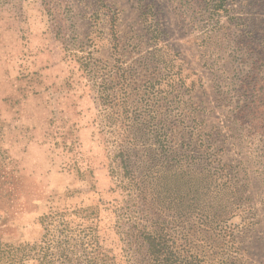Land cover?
I'll return each instance as SVG.
<instances>
[{
    "label": "rangeland",
    "instance_id": "1",
    "mask_svg": "<svg viewBox=\"0 0 264 264\" xmlns=\"http://www.w3.org/2000/svg\"><path fill=\"white\" fill-rule=\"evenodd\" d=\"M33 31L60 72L31 66ZM4 39L0 264H150L152 230L188 264H264V0H0ZM128 128L147 202L121 181Z\"/></svg>",
    "mask_w": 264,
    "mask_h": 264
},
{
    "label": "trees",
    "instance_id": "2",
    "mask_svg": "<svg viewBox=\"0 0 264 264\" xmlns=\"http://www.w3.org/2000/svg\"><path fill=\"white\" fill-rule=\"evenodd\" d=\"M132 129H124L116 133L117 144V157L119 158V167L121 181H123L129 188H131L142 201L148 200V184L150 183V174L147 167H143L141 163H138L134 159L133 151V138ZM123 138L127 141V145L122 143ZM206 176V175H205ZM151 201V200H150ZM44 228L47 229V233L43 234L42 240L47 246L55 240V236L50 228L57 227L59 225L68 226V220L64 217V214L57 211H50L42 218ZM140 240L137 241V249L143 252V261L150 264H188L183 259H179L176 253L171 248L168 239L158 234L157 230L141 231L139 234ZM65 243L68 252H73V245L70 241V236L65 235ZM40 247V246H39ZM146 259V260H145Z\"/></svg>",
    "mask_w": 264,
    "mask_h": 264
},
{
    "label": "crops",
    "instance_id": "3",
    "mask_svg": "<svg viewBox=\"0 0 264 264\" xmlns=\"http://www.w3.org/2000/svg\"><path fill=\"white\" fill-rule=\"evenodd\" d=\"M31 36L29 37V39L31 40L30 43V53L32 54H37L35 56L34 59H30L32 60V65L31 66H35L36 70H40L43 73L46 72H60V63L59 61V50L55 49L54 43H53V39H51L49 36H46L45 34H43L41 31L37 32V31H33V34H30ZM33 41V42H32ZM0 67L3 68H9V69H13L15 67V61L13 60L12 57V53H13V48H12V43L7 40L4 39L3 43L0 45ZM21 52V49H20ZM46 54H45V53ZM44 56V58H42L41 56ZM47 55L50 59V65L49 68H46L45 65H43L42 61L45 60L47 58ZM57 63V64H55ZM47 64V63H45ZM43 69V70H42ZM11 79H9V77H7V81L6 79H3V85L0 86V94L2 95L1 92H3V90H1V88L5 87V84L7 83L9 88H12V80L11 82H9ZM14 92H16V88H14ZM10 94V92H9ZM42 94H39V99H43Z\"/></svg>",
    "mask_w": 264,
    "mask_h": 264
}]
</instances>
